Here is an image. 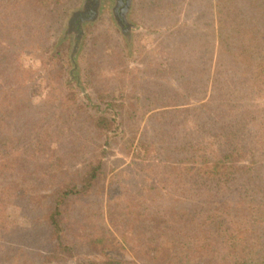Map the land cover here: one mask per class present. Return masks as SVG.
Wrapping results in <instances>:
<instances>
[{
    "label": "trees",
    "instance_id": "16d2710c",
    "mask_svg": "<svg viewBox=\"0 0 264 264\" xmlns=\"http://www.w3.org/2000/svg\"><path fill=\"white\" fill-rule=\"evenodd\" d=\"M147 1L138 0L135 12H145L153 4H147ZM185 1L175 2L177 11L168 21L173 25L166 38L172 42L171 46L166 45L173 59L170 78L159 77L164 75L165 69H156L155 61L148 64L153 76L146 78L152 85L155 82L153 86L156 89L174 82L175 90L168 100L169 105L161 107L163 110L148 112V128L143 139L129 143L130 146L137 145L144 153L134 164L135 171L141 174L138 177L140 190H128L132 193V201L141 203L133 205L137 211L135 217L129 210L132 204L130 208L122 206L133 220L131 223V219L124 217L120 226L125 230L118 231L125 236L131 229L132 238L150 247L151 258L161 257L170 264L173 258L182 264H264V224L260 218L264 215V110L259 105H248L256 99L253 95L254 80H264V0H240L239 7L243 6L244 10L237 7L236 12L219 11L216 42L204 41L207 38L204 34L205 12H197L191 22L182 16L180 11ZM201 1L197 8L205 11ZM225 2H219L221 10L228 7ZM156 22L157 26L162 25L160 19ZM8 33L9 27L2 25L0 65L6 63L3 58L11 60L16 57V52L10 50V44L6 42ZM5 65L4 68L0 66V193L7 191L9 196L14 193L10 196V204L17 206H22L19 200L27 198L28 206L33 209L41 204L34 201L37 196L33 192L37 194L38 189L45 186H40L39 180H55L45 186V189L53 187L52 190L48 188L46 193L39 195L48 200L44 204L45 212L31 213L32 216H26L23 224L10 227L0 219V255L10 257L13 254L12 258H19L17 261L27 255L42 257L40 249L44 248H38L42 246L25 249L27 247L21 242V238L34 235L46 245L53 242L47 258L43 256L45 261H50L58 257L56 246L58 250L60 247L71 254V249L78 244L72 243L67 248L65 243L73 241L70 236L72 223L82 225L85 217L78 211L79 216L72 221L74 210L67 208L68 200L89 191L101 179L103 170L99 157L106 155L102 146L110 147L116 135L120 134L109 135L107 124H103L108 121L105 116H95L78 106L70 112L57 109L63 106L64 101L74 103V99H79L75 94L33 102L27 91L30 81H24L23 75L16 72L13 65ZM192 73L203 77L196 82L209 90L206 102L189 104L190 91L185 94L177 91L184 86L180 80L184 82ZM144 77L135 76L134 86L139 82L138 88H142L143 83L140 82ZM16 79L20 82L15 83ZM12 84H16L18 89ZM12 87L16 91L13 92ZM138 91L135 87L132 89L134 94L129 97L132 111L127 114L130 116L142 102ZM258 113L260 117H257ZM123 114L120 111L116 115ZM94 145L96 150L98 146L100 154L97 164H90L92 161L83 163V170L71 178L70 185L62 186L56 181L59 168L75 167L76 159H80L77 156L88 154ZM138 155L135 153L134 157ZM246 155H249L250 162L238 164L239 159ZM213 190L222 194L219 197L221 202L215 200L222 205L220 210L209 207ZM171 195L181 199L182 208L180 204L178 207L173 203L165 206L166 198ZM17 198L21 199L17 202ZM2 203L1 198L0 208L4 207ZM149 204L153 205L148 207ZM251 209L256 215L252 213V217L246 220L247 227L238 224L235 211L240 210L243 218H247ZM255 216L260 218L257 225L249 222ZM232 223L238 230L231 228ZM185 227L191 229V234L184 231ZM105 233L104 241L115 239L111 230ZM222 235H226L225 240H215L214 237ZM82 238L79 244H82ZM201 240L203 243L200 244ZM233 240L238 243L239 250ZM224 243L227 246H222ZM186 245L190 247L186 249ZM246 249H254L257 258L262 260H250L253 256ZM195 251H200L195 253L196 261H188L192 259L188 253L194 254ZM87 264L94 262L87 261Z\"/></svg>",
    "mask_w": 264,
    "mask_h": 264
},
{
    "label": "rangeland",
    "instance_id": "374dc122",
    "mask_svg": "<svg viewBox=\"0 0 264 264\" xmlns=\"http://www.w3.org/2000/svg\"><path fill=\"white\" fill-rule=\"evenodd\" d=\"M107 1L109 3L107 2L101 7L102 9L98 12L95 21L82 23L78 39L75 36L76 33L68 29V23L71 16L76 13L75 11L81 7L83 0H0V38L2 36V25L8 26L9 33L6 42L10 44V50L16 52L15 58L9 60L10 58L7 57L2 60H5L9 65H13L16 72L20 71L24 81H30H27V91L32 101L41 103L46 97L53 99L75 94L79 99H74V103L64 101L63 106L57 107V109L70 112L78 106L95 116H105L108 121L103 124H107L109 135L120 134L116 135L115 142L112 141L110 147L102 146L106 155L99 157L103 170L101 179L94 183L89 191L78 196H72L68 200L67 208L74 210L71 214L72 221L76 219V216H79L78 211H81L85 217L82 225L71 222L70 236L73 241L69 244L65 243L66 247L69 248V245L78 242L71 249V254L60 247L58 250L56 246L55 251H58L56 253L58 257L45 261L43 256L46 255L47 258L53 242L50 241L51 244L46 245L47 243L39 237L30 235L21 238V242L27 247L25 249L36 248L38 245L42 246L38 247L44 248L40 249L42 257L27 255L20 257L24 259L17 261L19 258L17 256L12 258L13 254L10 257H4L5 255L1 254L0 264H14L15 262L20 264H87V261L94 262V264H170L161 257L151 258L150 247H146V243L142 245L137 242V238H132V234L129 233L131 229H128L129 231L125 236L120 235L118 230H125L120 226L124 217L131 219L132 223V216L135 217L137 212L133 205L141 203L140 201H132V193L128 190L131 192L140 190L138 177L141 174L135 171L134 164L140 161V156L144 153L139 151L137 145L130 146L129 143H135L143 139V133L148 128V112L152 109L163 110L161 107L169 105L168 100L173 96L175 90L172 86L174 82H171V84L168 82L163 88L156 89L153 86L155 82L152 85L146 76H149L148 78L153 76L148 64L155 61L156 69H165L164 75L159 77L170 78L169 70L173 59L170 57L167 46H171L172 42L167 41L166 38L169 33L168 29L173 28V25L168 24V21H171L175 16L174 12L177 11L175 2H178V0H148L147 4H153H150V8L148 9V6L145 12H135L138 0H132L131 10L127 14V21L132 28L127 30L119 27L114 14L109 12L111 0ZM199 1H185V6L180 12H183L182 16L190 22L194 21L197 12H205L203 19L206 21V31L204 34L207 38L204 41L213 42L217 37L216 22L217 16L220 15L219 11L236 12L235 9L239 7L240 0H223L228 5L225 10H221V4H219L222 0H202L201 6L205 8V11H201L200 7L197 8ZM239 8L244 10L243 6ZM159 19L162 25L157 26L158 22L156 20ZM5 64L0 66L4 68ZM135 76H145L143 81L140 82L143 83L142 88H138L139 82H136L134 86L133 78ZM200 78L203 77L192 73L184 82L180 80V83H183L184 86L176 87L177 91L183 92V94L190 91L189 104H197L207 100L209 90H206V86L196 82V79ZM139 80L142 79L139 78ZM18 82L20 81L16 79L15 83ZM258 82L254 80V92L256 93L253 92V95L256 99L254 98V101H250L248 105H259V108L264 110V80L260 79ZM261 82H263L262 85ZM12 85H15L18 89L16 84ZM135 87L141 93L142 102L136 106V112L130 116V114H127L132 111L129 108V104L132 103L129 97L134 94L132 89ZM12 91L16 90H13L12 87ZM158 94H160V97ZM78 103L83 106L77 105ZM120 111L125 114L116 115ZM260 116L261 114L258 113L257 117ZM108 122H110L109 125ZM129 138L131 139L128 141ZM92 148V151L90 150L88 154L81 157L77 156V158H80L76 159L78 160L75 162L77 167L59 168L60 170L56 173V181L61 182L62 186L70 185L71 178L79 170H83L81 169L83 163L92 161L90 164H97V156L100 155L98 153L99 149L97 146L96 150V145ZM135 153L139 155L134 157ZM248 162H250V158L249 155H246L239 159L238 164L244 165ZM262 165V172L264 173V161ZM54 180L49 182L47 178H42L39 180V184L40 186H46V184L48 186V184H53ZM132 180L137 182L133 183ZM45 186L40 187L37 194L33 192V195L37 196L34 201L41 203L33 209H31V205L28 206L27 198L15 199L17 202L19 200L22 205L17 206L10 204V196L14 193H10V196L7 191L0 193V199L2 198V204L5 207L0 208V219H4L5 224L10 227L17 223L23 224L26 216H32L31 213L39 210H41L39 213L45 212L44 204L46 205L48 200L39 195L46 193L48 188L49 190L53 189V187L45 189ZM1 187L2 184H0ZM210 194L212 196L210 203L214 204L210 205L209 203V207L213 206L220 210L222 205H218L216 201L217 199L218 202L222 201L219 198L222 196L221 192L213 190ZM169 198H166L165 206L169 207L173 203L178 207L180 204L182 208L179 197L171 195ZM226 201L228 202V200ZM131 204L132 207L129 210L132 216L126 213L125 208L122 209V206L125 205L130 208ZM152 205L149 204L148 207ZM21 207L22 209L19 210ZM252 213L255 214V211L251 209L248 217L243 218L240 210L235 211V214L238 215V224L247 227V221L252 217ZM260 213L263 215V212ZM260 218L264 224V215ZM260 218L255 216L249 222L257 225ZM109 220H112L111 223ZM79 226H82V229ZM118 227L120 229H117ZM231 228L238 230L237 225L234 223H232ZM105 229L111 230L115 239L104 241L102 237L106 234ZM184 231H189L188 234L192 232L189 227H185ZM39 235L42 234L39 233ZM82 236L84 237L82 238ZM81 238L82 244H79ZM214 238L217 241H222L226 239V235ZM93 241H97L96 244H92ZM66 242L68 241L66 240ZM201 242L203 243L202 240L200 244ZM227 242L229 245V240ZM233 242L239 250L238 243L234 240ZM207 243L213 242L208 241ZM148 244H150L149 241ZM224 245L227 246L225 243L222 246ZM188 247L190 245H186L185 248ZM245 251L251 252L249 254L253 258L250 260H262L257 258L254 249H246ZM262 251L264 252V248ZM199 252L188 253L192 256V259H188V261H196L194 258L196 257L195 253L198 254ZM178 261L180 260L173 258L172 264H182V261Z\"/></svg>",
    "mask_w": 264,
    "mask_h": 264
},
{
    "label": "flooded vegetation",
    "instance_id": "af4514ba",
    "mask_svg": "<svg viewBox=\"0 0 264 264\" xmlns=\"http://www.w3.org/2000/svg\"><path fill=\"white\" fill-rule=\"evenodd\" d=\"M107 2V0H83L81 7L76 10V13L71 16V20L68 23V29L73 30V32L76 33L75 36L79 39L81 31L80 29L82 25V23L80 24V21L89 16L91 12L96 9L97 12H100V10L102 9L101 7ZM122 4L123 3L121 2V0H111V7L109 12H112L114 14V17L119 27L121 26V29L127 30L129 26L123 23L120 16V13L124 12L123 10H120Z\"/></svg>",
    "mask_w": 264,
    "mask_h": 264
},
{
    "label": "water",
    "instance_id": "95a60500",
    "mask_svg": "<svg viewBox=\"0 0 264 264\" xmlns=\"http://www.w3.org/2000/svg\"><path fill=\"white\" fill-rule=\"evenodd\" d=\"M121 2L123 3L122 4L123 7L121 6L120 10L124 11V12L120 13L121 19H122L123 23H125V24H127L129 26L128 29H131L132 27L129 25V22L127 21V14L131 10L132 0H121ZM97 16H98V12H97V9H96L93 12H91V14L89 16H87L86 18L81 20L80 24L81 23H85V22H93V21H95ZM120 28H122V27L120 26Z\"/></svg>",
    "mask_w": 264,
    "mask_h": 264
}]
</instances>
